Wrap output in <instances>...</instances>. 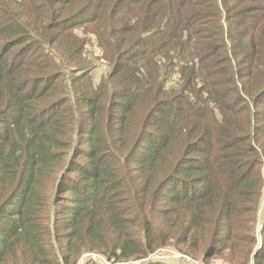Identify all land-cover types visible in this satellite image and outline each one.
I'll return each mask as SVG.
<instances>
[{"label":"trees","instance_id":"trees-1","mask_svg":"<svg viewBox=\"0 0 264 264\" xmlns=\"http://www.w3.org/2000/svg\"><path fill=\"white\" fill-rule=\"evenodd\" d=\"M10 2L0 1V264H54L50 211L68 218L57 264L84 252L133 262L178 233L191 249L234 252L237 203L260 194L264 0ZM78 27L110 68L81 95L95 64ZM44 46V63L25 60ZM163 200L171 210L157 211ZM157 212L173 214L162 239Z\"/></svg>","mask_w":264,"mask_h":264},{"label":"rangeland","instance_id":"rangeland-1","mask_svg":"<svg viewBox=\"0 0 264 264\" xmlns=\"http://www.w3.org/2000/svg\"><path fill=\"white\" fill-rule=\"evenodd\" d=\"M4 1L5 3H8L9 1V6L15 9L14 4L10 2V0ZM196 25L199 27H205L210 31L214 29L209 24H200L199 22H196ZM72 33L82 44L80 49L82 57L86 58L90 64H95V67L91 71H89L84 76H80L78 79V95H81V93L86 89L90 91L94 88L97 91V85L104 77L109 74L110 68L105 63V61L100 58L102 53L101 49L98 47L96 39L94 40L95 36L91 33L90 29H81V27H78L76 29H72ZM66 44L67 42L65 40L64 45ZM47 50V46L31 48L25 60H30L32 58L34 59L38 57V54L41 55ZM36 59L40 60L39 57ZM51 61L56 60L52 57ZM41 63L44 62L41 61ZM65 64L66 63H63L61 66H65ZM68 65L70 67L72 66L70 62H68ZM48 71L51 73L55 72V74L58 73L56 72V68H50ZM66 78L67 71L65 70L58 78L65 86V90H62V93H66V89L69 91V84ZM174 83L175 80L172 78L169 84L174 85ZM231 86L233 87L234 85L232 83H229L227 86L224 85V87L233 89ZM174 90H177V87H175ZM62 93L57 94V97L62 95L67 97L65 93ZM232 95L233 94L229 96L228 101L231 100ZM73 99L74 98H71V101H68L65 104V107H68L69 105V107L74 109L75 106L73 104ZM105 103L112 104L110 100H108V95L105 98ZM260 109L264 110V105H261ZM231 117L235 116L231 113ZM259 117L260 119H263L264 116L260 115ZM261 122L262 121H258L257 123ZM260 138H264V133H260ZM261 159L262 164L258 166L261 177L259 196L256 199L253 198L252 200L251 197H248L246 200L237 203V210L239 209L240 211L238 216L240 228L236 233L240 239V243L238 242V246L234 252H229L227 251V248L214 243L204 244L199 249H191V246H189L188 242H181V233H178L174 238L172 235V238L168 239L165 243H170L169 245H172V247L163 249L159 248L155 252L148 254L146 257L133 262L116 263L111 260H106L101 254L97 252H84L77 258L75 264H143L153 261L154 264H264V155H261ZM171 206V202H166L163 200L157 206V211L160 209L171 210ZM155 215L159 217L157 219L159 222L156 223L158 225L164 224L163 226H160L162 227L160 231L155 230L156 235H160V238L162 239L166 234V224L170 221H173V214H170L166 217H160V213L157 212ZM49 217L50 221L55 222L57 227H54L48 234L46 246L55 255L54 264H57L56 258L59 260L60 246L63 244V240L60 236V226L68 218L62 214L53 215L51 211L49 212ZM148 234V236L142 233H137L136 235L141 241H149L153 244V247L157 246L158 248L159 243H162V240L156 237V235H152L150 233ZM162 245H164V243ZM210 246H212V249H209ZM187 251L188 253H185Z\"/></svg>","mask_w":264,"mask_h":264}]
</instances>
